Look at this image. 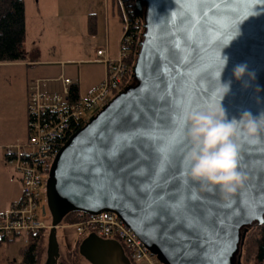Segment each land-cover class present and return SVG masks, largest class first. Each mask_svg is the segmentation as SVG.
I'll return each mask as SVG.
<instances>
[{"label":"water","instance_id":"obj_1","mask_svg":"<svg viewBox=\"0 0 264 264\" xmlns=\"http://www.w3.org/2000/svg\"><path fill=\"white\" fill-rule=\"evenodd\" d=\"M136 5L142 31L130 81L70 136L51 164L45 184L48 245L55 248L56 228L66 214L112 212L162 264H241L243 230L264 222V132L255 144L234 140L237 168L247 179L224 200L218 188L186 182L190 144L184 117L218 99L220 52L228 57L220 80L231 81L221 102L227 120L244 111L264 112V4ZM239 64L247 71L237 81L232 72ZM177 131L179 143L171 147ZM153 135L163 139L154 141ZM125 136L136 137L131 146L120 144ZM168 148L165 165L159 153ZM100 246L116 251L112 241Z\"/></svg>","mask_w":264,"mask_h":264},{"label":"built area","instance_id":"obj_2","mask_svg":"<svg viewBox=\"0 0 264 264\" xmlns=\"http://www.w3.org/2000/svg\"><path fill=\"white\" fill-rule=\"evenodd\" d=\"M116 1L124 23L118 57L110 59L106 50H96V57L104 66V77L85 96L77 90L72 78L61 74L56 81L61 85L58 92L45 90L47 80L35 79L28 86L26 103L27 139L3 147L4 164L17 177L21 195L0 213V243L15 238L37 236L50 228L41 218L44 215L40 188L43 177L49 174L51 164L66 143L72 127L86 122L120 91L128 65L124 61L125 44L130 32L131 9L129 0ZM90 115L88 119L86 116ZM78 237L96 236L107 241L117 240L128 251L134 264H162L145 248L140 239L112 212L88 215L75 224Z\"/></svg>","mask_w":264,"mask_h":264},{"label":"rangeland","instance_id":"obj_3","mask_svg":"<svg viewBox=\"0 0 264 264\" xmlns=\"http://www.w3.org/2000/svg\"><path fill=\"white\" fill-rule=\"evenodd\" d=\"M72 1L73 3L67 4L66 7L62 3L55 4V10L61 13L59 18L43 17L41 19L36 16V5L34 1L25 0L26 21L23 48L26 55H29V53L32 54V50L37 48L38 56L35 59L52 64L49 65L52 68H57L58 65L56 63L60 61L68 63L65 65L66 71L63 75L68 78L74 77L79 84V94L85 96L88 89L103 75V66L98 62L99 59L95 55L96 50H107L110 59H116L118 57L121 39L124 35V23L121 19L119 7L114 0ZM89 11L94 12L97 16V32L93 36L85 35L84 33V23ZM64 13L67 14L66 17H64ZM72 59L76 60L69 61ZM70 62L79 63L69 64ZM54 86L56 88L55 91H60V83H56ZM7 104H9V101L5 103V105ZM89 117L90 115H87L86 119ZM3 120L6 121V118ZM22 131V137L18 140L20 142H24L27 139V118L25 111L23 114ZM9 172L12 173L10 170ZM47 178L48 175L43 177V183L40 188L45 212L44 215L41 214V218L47 223H50V214L44 203ZM8 208L2 211V213L7 211ZM67 220H63L59 224L55 234L56 240L63 248V253L69 256L71 250L76 246L80 238L77 236L76 226L68 223ZM44 233L46 235L48 229ZM25 241V238H15L1 245L0 262L2 264H17L21 260L20 250L26 245ZM41 243L38 264H44L45 260L46 242L43 240ZM74 251L78 258L77 261H85L78 250L75 249ZM66 264H70V262L67 260Z\"/></svg>","mask_w":264,"mask_h":264},{"label":"clouds","instance_id":"obj_4","mask_svg":"<svg viewBox=\"0 0 264 264\" xmlns=\"http://www.w3.org/2000/svg\"><path fill=\"white\" fill-rule=\"evenodd\" d=\"M220 56L218 99L206 109L187 113L184 117L190 144L184 156L187 166L184 175L186 182L198 184L201 190L218 188L222 199L228 200L247 179L238 171L237 143L234 140L257 143L264 132V112L253 116L250 111H244L238 119L227 120L221 102L231 90V81L220 80L228 63L227 56H222L221 52ZM246 71L247 65L239 64L234 67L232 76L239 81ZM249 76L254 78V74Z\"/></svg>","mask_w":264,"mask_h":264},{"label":"crops","instance_id":"obj_5","mask_svg":"<svg viewBox=\"0 0 264 264\" xmlns=\"http://www.w3.org/2000/svg\"><path fill=\"white\" fill-rule=\"evenodd\" d=\"M36 5V16L43 19V17L59 18L61 13L56 11L55 4L62 3L63 6L73 3L72 0H32ZM24 9L26 15V2L24 0ZM66 11V9H65ZM95 14L92 11H89L86 15L84 23V33L85 35H90L87 32V16L88 14ZM67 14L64 13V17ZM96 16V14H95ZM26 21V17H25ZM95 34L97 32V16L95 18ZM82 32V31H81ZM94 34V35H95ZM93 36V35H90ZM37 50L34 48L32 54L26 55L25 62L18 63H0V213L7 209L10 204L17 202L20 198L21 186L15 176V174L3 164V147L6 145L13 144V142L18 141L22 137V121L24 111L26 112V103L28 96V86L35 79H44L47 80L45 90L55 91V84L59 83L56 79L64 74L66 62H57V68L49 67L46 61H41L37 58H33V51ZM107 55L108 51L106 50ZM109 56V55H108ZM29 58V59H28ZM72 59L69 61H75ZM79 62H70L69 64H77ZM100 63V62H99ZM101 64V63H100ZM44 65V66H43ZM103 66V65H102ZM33 67V68H32ZM104 66H103V75L97 80L92 87L88 89L91 90L94 88L104 77ZM73 76V75H72ZM75 80L74 77H69ZM77 83V90L79 87ZM61 86V85H60ZM87 91V92H88ZM58 92V91H55ZM79 92V91H78ZM87 94V93H86ZM9 104L5 105V103ZM6 118V121L3 119ZM13 173H10L9 170ZM89 236H86V241ZM80 239L84 237H78ZM8 243V242H7ZM6 243H1V245Z\"/></svg>","mask_w":264,"mask_h":264},{"label":"trees","instance_id":"obj_6","mask_svg":"<svg viewBox=\"0 0 264 264\" xmlns=\"http://www.w3.org/2000/svg\"><path fill=\"white\" fill-rule=\"evenodd\" d=\"M129 8L132 12V25L130 26V32L125 36L127 37L125 44L127 55L124 59L128 65V73L120 89L130 81L131 68L134 63L135 53L138 48L137 43L142 31V20L139 16L136 0H129ZM95 18V14L92 13L87 16V32L90 35L95 34ZM24 40V0H0V63L25 62ZM36 56L37 50H34L33 58ZM85 124L86 122L84 121L75 124L67 136L66 141ZM86 216L87 214L81 212H70L65 215L63 220L68 219V223L75 225ZM44 232L28 240V243L20 250L21 260L17 264H38L40 257L39 244L44 238ZM243 234L241 264H264V222L262 224H251L243 230ZM0 264L2 263L0 262Z\"/></svg>","mask_w":264,"mask_h":264},{"label":"flooded vegetation","instance_id":"obj_7","mask_svg":"<svg viewBox=\"0 0 264 264\" xmlns=\"http://www.w3.org/2000/svg\"><path fill=\"white\" fill-rule=\"evenodd\" d=\"M52 198H55L52 196ZM45 204L48 208V197L46 195L45 189ZM44 205V204H43ZM49 232V229H48ZM91 240L86 241V236L80 239L76 246L71 250L69 256L64 254L62 251V246L56 240L55 248L52 249L48 245V233L44 234V242H46V249H45V260L44 264H66L68 260L70 264H134L130 258V255L124 245L114 240L112 241L116 246V251L111 252L110 249L103 248L100 246L101 242H105L102 238H98L96 236L90 238ZM42 240V242H43ZM42 243L39 244V247ZM101 247V248H100ZM78 250L79 254H81L82 258L85 261H77V255L74 253V250ZM101 254V255H100Z\"/></svg>","mask_w":264,"mask_h":264},{"label":"snow or ice","instance_id":"obj_8","mask_svg":"<svg viewBox=\"0 0 264 264\" xmlns=\"http://www.w3.org/2000/svg\"><path fill=\"white\" fill-rule=\"evenodd\" d=\"M260 3L264 4V0H260ZM233 31H235V28L233 29ZM184 126L186 127V124ZM179 135H180L179 131H177L173 134L172 141H171V147H174L176 143H179ZM135 138H136L135 136H125V138L120 142V144L131 146L132 141ZM150 138L154 141L163 139V137L160 135H153ZM170 150H171V148H168V149H165L163 151H160V153H159L161 156V162L165 165H167L169 163V152H170ZM260 203L264 204V198L261 199Z\"/></svg>","mask_w":264,"mask_h":264}]
</instances>
